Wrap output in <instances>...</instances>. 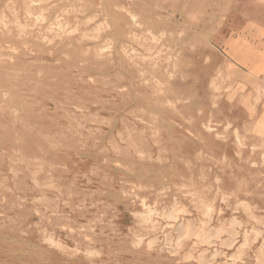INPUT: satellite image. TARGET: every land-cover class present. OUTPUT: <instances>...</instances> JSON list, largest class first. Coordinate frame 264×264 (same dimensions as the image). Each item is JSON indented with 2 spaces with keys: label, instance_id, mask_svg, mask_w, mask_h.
<instances>
[{
  "label": "rangeland",
  "instance_id": "obj_1",
  "mask_svg": "<svg viewBox=\"0 0 264 264\" xmlns=\"http://www.w3.org/2000/svg\"><path fill=\"white\" fill-rule=\"evenodd\" d=\"M192 1L0 0V264H264V91L214 42L217 1Z\"/></svg>",
  "mask_w": 264,
  "mask_h": 264
},
{
  "label": "crops",
  "instance_id": "obj_2",
  "mask_svg": "<svg viewBox=\"0 0 264 264\" xmlns=\"http://www.w3.org/2000/svg\"><path fill=\"white\" fill-rule=\"evenodd\" d=\"M216 1L222 17L214 42L231 69L239 74L241 84L255 80L257 90L264 91V0H202L207 7L204 12L212 11Z\"/></svg>",
  "mask_w": 264,
  "mask_h": 264
},
{
  "label": "bare ground",
  "instance_id": "obj_3",
  "mask_svg": "<svg viewBox=\"0 0 264 264\" xmlns=\"http://www.w3.org/2000/svg\"><path fill=\"white\" fill-rule=\"evenodd\" d=\"M108 1H109V0H108ZM130 1H131V0H130ZM106 2H107V1H106ZM138 2H139V1H138ZM10 6H11V5H10ZM141 6H142V5H141ZM12 7H13V6H12ZM141 9H142V8H141ZM145 10H146V9H145ZM145 12H146V11H145ZM142 13H143V12H142ZM140 14H141V13H140ZM140 14H139V15H140ZM122 16H123V15H122ZM147 16H148V14H147ZM148 17H149V16H148ZM143 20H144V18H143ZM146 20H147V19H146ZM151 20H152V19H151ZM155 20H156V19H155ZM77 21H78V20H77ZM148 22H149V21H148ZM157 22L159 23V21H157ZM75 23H76V22H75ZM155 23H156V22H155ZM165 23H166V22H165ZM82 25H84V24H82ZM151 25H152V24H151ZM165 25H166V24H165ZM2 26H3V25H2ZM2 26H1V27H2ZM3 27H4V26H3ZM82 27H83V26H82ZM154 28H155V27H154ZM162 28H164V27H162ZM9 29H11V28H9ZM13 29H14V28H13ZM158 29H161V28H158ZM16 30H18V29H16ZM137 30H138V29H137ZM4 31H5V30H4ZM133 31H134V30H133ZM171 31H172V30H171ZM174 31H175V30H174ZM14 32H15V30H14ZM127 32H129V30H128ZM157 32H158V31H157ZM80 33H82V32H80ZM168 33H169V32H168ZM174 33H175V32H174ZM187 33H188V32H187ZM0 34H1V33H0ZM6 34H7V33H6ZM62 34H63V33H62ZM131 34H133V33H131ZM156 34H157V33H156ZM177 34H178V33H177ZM75 35L77 36V34H75ZM158 35H159V34H158ZM184 35H185V34H184ZM0 36H1V35H0ZM68 36H69V35H68ZM73 36H74V35H73ZM81 36H82V34H81ZM137 36H138V35H137ZM169 36H170V35H169ZM177 36H178V35H177ZM191 36H192V35H191ZM132 37H133V36H132ZM147 37H148V36H147ZM178 37H179V36H178ZM7 38H8V37H7ZM9 38H10V36H9ZM128 38H129V37H128ZM130 38H131V37H130ZM168 38H169V37H168ZM150 39H151V37H150ZM191 39H192V38H191ZM13 40H15V39H12V40H10V41H13ZM66 40H67V39H66ZM151 40H152V39H151ZM194 40H196V39H194ZM88 41H89V40H88ZM129 41H131V40H129ZM134 41H135V40H134ZM139 41H140V40H139ZM146 41H147V39H146ZM168 41H169V40H168ZM170 41H171V40H170ZM187 41H188V40H187ZM13 42H14V41H13ZM164 42H165V41H164ZM191 42H192V41H191ZM193 42H194V41H193ZM196 42H197V41H196ZM4 43H5V42H4ZM9 43H10V42H9ZM15 43H16V42H15ZM64 43H65V42H64ZM70 43H71V42H70ZM135 43H136V42H135ZM139 43H140V42H139ZM147 43H148V42H146V44H147ZM165 43H166V42H165ZM173 43H174V42H173ZM13 44H14V43H13ZM37 44H39V43H37ZM76 44H77V43H76ZM100 44H101V43H100ZM141 44H144V41H143V43H141ZM150 44H152V43H150ZM161 44H162V43H161ZM16 45H17V44H16ZM16 45H14V46H16ZM35 45H36V44H35ZM67 45H68V44H67ZM94 45H95V44H94ZM153 45H154V44H153ZM156 45H157V44H156ZM164 45H165V44H164ZM169 45H170V44H169ZM171 45H172V44H171ZM65 46H66V44H65ZM90 46H91V45H90ZM143 46H144V45H143ZM149 46H150V45H149ZM172 46H173V45H172ZM4 47H5V46H4ZM6 47H7V46H6ZM36 47H37V46H36ZM63 47H64V46H63ZM71 47H72V46H71ZM83 47H84V46H83ZM83 47H82V48H83ZM92 47H93V46H92ZM128 47H129V45H128ZM132 47H133V45H132ZM135 47H136V46H135ZM135 47H134V48H135ZM151 47H154V48H155V46H151ZM167 47H168V46H167ZM203 47H204V46H203ZM8 48H9V46H8ZM59 48H60V47H59ZM73 48H74V47H73ZM84 48H85V47H84ZM98 48H99V47H98ZM130 48H131V47H130ZM188 48H189V47H188ZM190 48H191V46H190ZM63 49H65V47H64ZM69 49H70V48H69ZM132 49H133V48H132ZM139 49H140V48H139ZM163 49H164V48H163ZM56 50H57V49H56ZM70 50H71V49H70ZM70 50H69V51H70ZM173 50H174V49H173ZM8 51H9V50H8ZM90 51H91V50H90ZM94 51H96V50H94ZM169 51H171V50H169ZM122 52H123V50H122ZM9 53H10V52H9ZM59 53H60V52H59ZM68 53H69V52H68ZM118 53H119V52H118ZM123 53H124V52H123ZM134 53H135V52H134ZM88 54H90V53H88ZM126 54H127V53H126ZM154 54H155V53H154ZM70 55H72V54H70ZM95 55H96V54H95ZM95 55H94V56H95ZM116 55H117V54H116ZM135 55H137V54L135 53ZM14 56H15V55H14ZM18 56H19V55H18ZM73 56H74V55H73ZM80 56H82V55H80ZM85 56H86V55H85ZM112 56H113V55H112ZM114 56H115V55H114ZM139 56H140V55H139ZM173 56H174V55H173ZM175 56H176V55H175ZM15 57H16V56H15ZM117 57H118V56H117ZM125 57H126V56H125ZM140 57H141V56H140ZM142 57H143V56H142ZM164 57H165V55H164ZM80 58H81V57H80ZM80 58H79V59H80ZM95 58H96V57H95ZM95 58H94V59H95ZM102 58H103V57H102ZM183 58H184V57H183ZM75 59H76V58H75ZM82 59H83V58H82ZM112 59H113V57H112ZM119 59H120V58H119ZM125 59H126V58H125ZM184 59H185V58H184ZM5 60H7V59H5ZM22 60H23V59H22ZM87 60H88V59H87ZM96 60H98V59H96ZM101 60H102V59H101ZM179 60H180V59H179ZM185 60H186V59H185ZM15 61H16V60H15ZM23 61H24V60H23ZM84 61H85V60H84ZM92 61H93V60H92ZM98 61H99V60H98ZM98 61H97V62H98ZM108 61H109V60H108ZM108 61H107V62H108ZM120 61H122V60L120 59ZM134 61H135V60H134ZM139 61L142 62L141 60H139ZM152 61H153V60H152ZM9 62H10V61H9ZM77 62H79V61H77ZM87 62H88V61H87ZM90 62H91V61H90ZM103 62H104V61H103ZM6 63H8V62H6ZM23 63H24V62H23ZM94 63H95V61H94ZM99 63H100V62H99ZM99 63H98V64H99ZM127 63H128V62H127ZM165 63H166V62H165ZM165 63H164V64H165ZM185 63H186V62H185ZM21 64H22V63H21ZM86 64H87V63H86ZM98 64H96V65H98ZM105 64H106V63H105ZM105 64H104V66H106ZM108 64H109V63H108ZM116 64H117V63H116ZM122 64H123V63H122ZM142 64H143V63H142ZM153 64H154V63H153ZM168 64H169V63H168ZM183 64H184V63H183ZM11 65H13L12 62H11ZM114 65H115V63H114ZM124 65H125V63H124ZM129 65H130V63H129ZM138 65H139V64H138ZM178 65H179V64H178ZM17 66H19V65L17 64ZM84 66H86V65H84ZM107 66H108V65H107ZM115 66H116V65H115ZM117 66H118V65H117ZM146 66H147V65H146ZM159 66H160V65H159ZM164 66H165V65H164ZM170 66H171V65H170ZM13 67H14V66H13ZM15 67H16V66H15ZM29 67H30V66H29ZM98 67H99V66H98ZM121 67H122V66H121ZM121 67H120V68H121ZM7 68H8V67H7ZM26 68H27V66H26ZM90 68H91V67H90ZM104 68H105V67H104ZM134 68H135V67H134ZM137 68H139V67H137ZM143 68H144V67H143ZM150 68H151V67H150ZM166 68H167V67H166ZM172 68H173V67H172ZM10 69H11V68H10ZM23 69H24V68H23ZM31 69H32V68H31ZM87 69H88V68H87ZM93 69H94V68H93ZM121 69H122V68H121ZM139 69H140V68H139ZM146 69H147V68H146ZM117 70H118V68H117ZM141 70H143V69H141ZM162 70H163V69H162ZM4 71H5V70H4ZM8 71H9V70H8ZM22 71H24V70H22ZM95 71H96V70H95ZM107 71H108V69H107ZM123 71H124V70H123ZM127 71H129V70H127ZM150 71H152V70H150ZM157 71H158V70H157ZM159 71H160V70H159ZM1 72H2V71H1ZM112 72H114V71H112ZM115 72H116V71H115ZM121 72H122V70H121ZM131 72H132V71H131ZM133 72H134V71H133ZM152 72H153V71H152ZM161 72H162V71H161ZM178 72H180V71H178ZM187 72H188V71H187ZM9 73H10V72H9ZM9 73H8V74H9ZM13 73H14V72H13ZM13 73H12V74H13ZM27 73H28V72H27ZM30 73H31V72H30ZM127 73H128V72H127ZM135 73H136V72H135ZM138 73H139V72H138ZM138 73H137V74H138ZM159 73H160V72H159ZM180 73H181V72H180ZM188 73H189V72H188ZM14 74H15V73H14ZM116 74H117V73H116ZM139 74H140V73H139ZM150 74H152V73L150 72ZM153 74H154V73H153ZM157 74H158V73H157ZM157 74H156V75H157ZM186 74H187V73H186ZM0 75H1V73H0ZM3 75H4V74H3ZM26 75H27V74H25V76H26ZM30 75H31V74H30ZM118 75H119V74H118ZM120 75H121V74H120ZM140 75H141V74H140ZM156 75L154 74V76H156ZM33 76H34V75H33ZM114 76H116V75H114ZM123 76H124V75H123ZM132 76H133V75H132ZM135 76H136V75H135ZM135 76H134V77H135ZM158 76H159V75H158ZM165 76H167V75H165ZM3 77H4V76H3ZM11 77H12V75H11ZM23 77H24V76H23ZM23 77H22V78H23ZM116 77H117V76H116ZM134 77H133V78H134ZM136 77H137V76H136ZM156 77H157V76H156ZM161 77H162V76H161ZM5 78H6V76H5ZM27 78H28V76H27ZM31 78H32V76H31ZM120 78H121V77H120ZM139 78H140V77H139ZM183 78H184V77H183ZM185 78H186V77H185ZM18 79H19V78H18ZM25 79H26V78H25ZM21 80L23 81V79H21ZM21 80H20V81H21ZM32 80H33V79H32ZM35 80H36V79H35ZM58 80H59V79H58ZM138 80H139V79H138ZM138 80H136V81H138ZM143 80H144V79H143ZM145 80H146V79H145ZM145 80H144V81H145ZM147 80H148V79H147ZM149 80H150V79H149ZM149 80H148V81H149ZM12 81H14V80H12ZM27 81H28V80H27ZM29 81H30V80H29ZM41 81H42V79H41ZM41 81H40V82H41ZM62 81H63V80H62ZM64 81H65V80H64ZM136 81H135V82H136ZM139 81H140V80H139ZM162 81H163V80H162ZM25 82H26V81H25ZM57 82H59V81H57ZM149 82H150V81H149ZM38 83H39V81H38ZM65 83H66V82H65ZM118 83H119V82H118ZM133 83H134V82H133ZM136 83H137V82H136ZM143 83H144V82H143ZM143 83H142V84H143ZM165 83H166V82H165ZM4 84H5V83H4ZM26 84H27V83H26ZM30 84H31V83H30ZM30 84H29V85H30ZM35 84H36V83H35ZM42 84H43V83H42ZM148 84H150V83H148ZM152 84H153V83H152ZM2 85H3V84H2ZM2 85H1V86H2ZM8 85H9V84H8ZM27 85H28V84H27ZM52 85H53V83H52ZM34 86H35V85H34ZM47 86H48V85H47ZM67 86H68V85H67ZM119 86H120V85H119ZM131 86H132V85H131ZM136 86H137V85H136ZM17 87H18V86H17ZM39 87H41V86H39ZM42 87H43V86H42ZM139 87H140V85H139ZM139 87H138V88H139ZM5 88H6V87H5ZM31 88H32V87H31ZM34 88H35V87H34ZM43 88H44V87H43ZM76 88H77V87H76ZM141 88H142V86H141ZM147 88H148V87H147ZM152 88H153V87H152ZM156 88H157V87H156ZM8 89H9V88H8ZM35 89H36V88H35ZM65 89H66V88H65ZM144 89H145V88H144ZM36 90H37V89H36ZM44 90H46V88H45ZM82 90H84V89H82ZM147 90H148V89H147ZM150 90H151V89H150ZM158 90H159V89H158ZM0 91H1V90H0ZM10 91H11V90H10ZM12 91H13V90H12ZM32 91H33V89H32ZM139 91H140V90H139ZM144 91H145V90H144ZM155 91H157V90H155ZM33 92H35V91H33ZM162 92H163V91H162ZM164 92H165V91H164ZM14 93H15V92H14ZM53 93H54V92H53ZM81 93H82V92H81ZM144 93H145V92H144ZM155 93H156V92H155ZM41 94H42V93H41ZM45 94H46V93H45ZM121 94H122V93H121ZM139 94H140V93H139ZM160 94H161V93H160ZM6 95H7V94H6ZM17 95H18V94H17ZM19 95H20V94H19ZM38 95H40V93H39ZM76 95H77V94H76ZM141 95H142V94H141ZM162 95H163V94H162ZM78 96H79V95H78ZM85 96H86V95H85ZM122 96H123V95H122ZM151 96H152V94H151ZM158 96H159V95H158ZM0 97H1V96H0ZM10 97H11V96H10ZM61 97H62V96H61ZM89 97H90V96H89ZM147 97H148V96H147ZM159 97H160V96H159ZM14 98H15V97H14ZM18 98H19V97H18ZM54 98H55V97H54ZM54 98H52V99H54ZM63 98H64V96H63ZM65 98H66V97H65ZM78 98H79V97H78ZM82 98H83V96H82ZM155 98H156V97H155ZM160 98H161V97H160ZM26 99H27V98H26ZM85 99H86V98H85ZM151 99H152V98H151ZM166 99H167V98H165V100H166ZM44 100H45V99H44ZM44 100H43V102H44ZM80 100H81V99H80ZM87 100H89V99H87ZM130 100H131V99H130ZM140 100H141V98H140ZM161 100H163V99H161ZM9 102H10V100H9ZM21 102H22V101H21ZM84 102H86V101H84ZM146 102H147V101H146ZM56 103H57V102H56ZM141 103H142V102H141ZM39 104H40V103H39ZM80 104H81V103H80ZM103 104H104V103H103ZM105 104H106V103H105ZM142 104H143V103H142ZM164 104H165V103H164ZM196 104H197V103H196ZM9 105H10V104H9ZM19 105H20V103H19ZM99 105H102V104H99ZM116 105H117V104H116ZM146 105H147V104H146ZM146 105H145V106H146ZM15 106H16V105H15ZM36 106H37V105H36ZM40 106H41V105H40ZM79 106H80V105H79ZM104 106H105V105H104ZM113 106H115V105H113ZM137 106H138V105H137ZM140 106H141V105H140ZM198 106H200V105H198ZM203 106H204V105H203ZM203 106H202V107H203ZM10 107H11V106H10ZM22 107H23V106H22ZM42 107H43V106H42ZM202 107H201V108H202ZM220 107H221V106H220ZM38 108H39V107H38ZM101 108H102V107H101ZM147 108H148V107H147ZM160 108H161V107H160ZM167 108H168V107H167ZM169 108L172 109L173 107H169ZM25 109H26V108H25ZM25 109H24V110H25ZM140 109H141V108H140ZM149 109H150V108H149ZM153 109H154V108H153ZM155 109H156V108H155ZM164 109H165V108H164ZM193 109H194V108H193ZM39 110H41V109H39ZM129 110H130V109H129ZM158 110H160V109H158ZM216 110H217V109H216ZM31 111H32V110H31ZM127 111H128V110H127ZM207 111H208V110H207ZM0 112H1V111H0ZM82 112H83V111H82ZM158 112H162V111L160 110V111H158ZM184 112H185V111H184ZM197 112H198V111H197ZM200 112H201V111H200ZM27 113H29V111H28ZM45 113H46V112H45ZM45 113H43V114H45ZM84 113H85V112H84ZM141 113H142V112H141ZM155 113H156V112H155ZM165 113H166V112H165ZM4 114H5V113H4ZM6 114H7V113H6ZM6 114H5V115H6ZM35 114H36V113H35ZM70 114H71V113H70ZM70 114H69V115H70ZM110 114H111V113H110ZM132 114H133V112H132ZM137 114H138V113H137ZM147 114H148V113H147ZM157 114H158V113H157ZM161 114H163V112H162ZM177 114H178V113H177ZM184 114H186V112H185ZM27 115H28V114H27ZM38 115H39V114H38ZM61 115H62V113H61ZM86 115H87V114H86ZM96 115H97V114H96ZM108 115H109V114H108ZM112 115H113V114H112ZM114 115H115V114H114ZM139 115H141V114H139ZM168 115H169V114H168ZM207 115H208V114H207ZM12 116H13V115H12ZM21 116H22V115H21ZM28 116H29V115H28ZM30 116H31V115H30ZM30 116H29V117H30ZM34 116H35V115H34ZM36 116H37V115H36ZM72 116H73V115H72ZM87 116H88V115H87ZM153 116H154V115H153ZM157 116H158V115H157ZM159 116H160V115H159ZM171 116H172V115H171ZM209 116H210V115H209ZM24 117H26V116H24ZM29 117H28V119H29ZM39 117H41V116H39ZM66 117H67V116H66ZM120 117H121V116H120ZM140 117H141V116H140ZM150 117H151V116H150ZM180 117H181V116H180ZM206 117H207V116H206ZM14 118H15V117H14ZM76 118H77V117H76ZM82 118H83V117H82ZM88 118H89V116H88ZM90 118H91V117H90ZM93 118H94V116H93ZM100 118H101V117H100ZM138 118H139V117H138ZM165 118H166V116H165ZM195 118H196V117H195ZM19 119H21V118H19ZM19 119H18V121H19ZM24 119H25V118H24ZM32 119H33V118H32ZM69 119H70V118H69ZM84 119H85V118H84ZM119 119H120V118H119ZM145 119H146V118H145ZM154 119H155V118H154ZM162 119H163V118H162ZM172 119H173V118H172ZM190 119H192V118H190ZM201 119H202V118H201ZM22 120H23V119H22ZM33 120H34V119H33ZM48 120L50 121L51 119H48ZM160 120H161V119H160ZM183 120L185 121V119H183ZM205 120H206V119H205ZM207 120H208V119H207ZM216 120H217V119H216ZM9 121H10V120H9ZM45 121H46V119H45L43 122H45ZM70 121H71V120H70ZM76 121H77V120H76ZM85 121H86V120H85ZM88 121H89V120H88ZM155 121H156V120H155ZM158 121H159V120H158ZM165 121L168 122V120H166V119H165ZM184 121H183V122H184ZM191 121H192V120H191ZM202 121H203V120H202ZM7 122H8V121H7ZM32 122H33V121H32ZM56 122H57V121H56ZM72 122H73V121H72ZM125 122L127 123V121H125ZM146 122H147V121H146ZM186 122H187V121H186ZM207 122H208V121H207ZM210 122H211V121H210ZM219 122H220V121H219ZM52 123H54V122H52ZM81 123H82V122H81ZM120 123H121V122H120ZM155 123H156V122H155ZM160 123H161V122H160ZM201 123H202V122H201ZM211 123H212V122H211ZM211 123H210V124H211ZM213 123H214V122H213ZM259 123L264 127V114L262 115V117H261ZM8 124H9V123H8ZM17 124H19V123H17ZM21 124H22V122H21ZM45 124H46V123H45ZM74 124H76V123H74ZM146 124H147V123H146ZM180 124H182V123H180ZM184 124H185V123H184ZM186 124H187V123H186ZM186 124H185V125H186ZM188 124H189V123H188ZM191 124H192V123H191ZM203 124H204V123H203ZM207 124H208V123H207ZM225 124H226V123H225ZM10 125H11V124H10ZM38 125H40V124H38ZM50 125H51V124H50ZM59 125H61V124H59ZM70 125H71V124H70ZM76 125H77V124H76ZM152 125H153V124H152ZM156 125H157V124H156ZM172 125H173V123H172ZM177 125H178V124H177ZM201 125H202V124H201ZM226 125H227V124H226ZM48 126H49V124H48ZM55 126H56V125H55ZM77 126H78V125H77ZM123 126H124V125H123ZM128 126H129V125H128ZM141 126H142V125H141ZM175 126H176V125H175ZM215 126H216V125H215ZM1 127H2V126H1ZM18 127H19V126H18ZM21 127H22V125H21ZM46 127H47V126H46ZM49 127H50V126H49ZM49 127H47V128L49 129ZM51 127H52V126H51ZM63 127H64V126H63ZM63 127H62V128H63ZM69 127H71V126H69ZM78 127H79V126H78ZM111 127H112V126H111ZM134 127H136V126L134 125ZM134 127H133V128H134ZM154 127H155V126H154ZM154 127H153V128H154ZM158 127H159V126H158ZM170 127H171V126H170ZM170 127H169V128H170ZM200 127H201V126H200ZM210 127H211V126H210ZM10 128H11V127H10ZM14 128H15V127H14ZM28 128H29V127H28ZM60 128H61V127H60ZM62 128H61V129H62ZM74 128H75V126H74ZM150 128H151V127H150ZM214 128H215V127H214ZM5 129H6V128H5ZM23 129H24V128H23ZM30 129H31V128H30ZM52 129H53V128H52ZM52 129H51V130H52ZM56 129H57V128H56ZM61 129H60V130H61ZM72 129H73V128H72ZM72 129H71V130H72ZM140 129H141V128H140ZM143 129H144V128H143ZM158 129H159V128H158ZM183 129H184V128H183ZM196 129H197V128H196ZM17 130H18V129H17ZM19 130H20V129H19ZM25 130H26V129H25ZM76 130H77V129H76ZM145 130H146V129H145ZM156 130H157V129H156ZM177 130H178V129H177ZM185 130H186V129H184L183 131H185ZM3 131H4V130H3ZM35 131H36V130H35ZM48 131H49V130H48ZM52 131H53V130H52ZM57 131H58V130H57ZM72 131H73V130H72ZM123 131H124V130H123ZM139 131H140V130H139ZM139 131H137V132H139ZM159 131H160V129H159ZM163 131H164V130H163ZM186 131H187V130H186ZM193 131H194V129H193ZM197 131H198V130H197ZM4 132H5V131H4ZM17 132H18V131H17ZM41 132H42V131H41ZM45 132H46V131H45ZM62 132H63V131H62ZM131 132H132V131H131ZM137 132H136V133H137ZM140 132H141V131H140ZM140 132H139V133H140ZM151 132H153V131H151ZM171 132H172V131H171ZM214 132H215V131H214ZM216 132H217V131H216ZM216 132H215V133H216ZM222 132H223V130H222ZM224 132H226V131H224ZM12 133H13V131H12ZM25 133H26V132H25ZM30 133H32V131H31ZM36 133H37V132H36ZM46 133H47V132H46ZM57 133H58V132H57ZM59 133H60V132H59ZM124 133H125V132H124ZM145 133H147V132H145ZM173 133H174V132H173ZM188 133H189V132H188ZM198 133H199V132H198ZM210 133H211V132H210ZM0 134H2V133L0 132ZM4 134H5V133H4ZM19 134H20V133H19ZM32 134H34V133H32ZM39 134H40V133H39ZM44 134H45V133H44ZM49 134H51V133H49ZM60 134H61V133H60ZM91 134H92V132H91ZM140 134H141V133H140ZM143 134H144V133H143ZM143 134H142V135H143ZM148 134H149V133H148ZM148 134H147V136H149ZM155 134H156V133H155ZM158 134H159V133H158ZM166 134H167V132H166ZM220 134H221V133H220ZM220 134H219V135H220ZM231 134H232V133H231ZM23 135H24V134H23ZM64 135H65V133H64ZM77 135H78V134H77ZM86 135H87V134H86ZM160 135H161V134H160ZM175 135H176V134H175ZM185 135H186V134H185ZM190 135H191V133H190ZM200 135H201V134H200ZM206 135H207V133H206ZM222 135H223V134H222ZM6 136H7V135H6ZM18 136H19V135H18ZM33 136H34V135H33ZM36 136H37V135H36ZM40 136H41V135H40ZM45 136H46V135H45ZM50 136H52V135H50ZM66 136H68V135H66ZM138 136H139V134H138L136 137H138ZM170 136H171V135H170ZM177 136H180V135H177ZM186 136H187V135H186ZM195 136H196V135H195ZM211 136H212V135H211ZM229 136H230V134H229ZM7 137H8V136H7ZM15 137H16V136H15ZM37 137H38V136H37ZM46 137H48V136H46ZM70 137H71V136H70ZM86 137H87V136H86ZM127 137H128V136H127ZM132 137H133V136H132ZM143 137H144V136H143ZM143 137L141 136V138H143ZM151 137H152V135H151ZM171 137H172V136H171ZM184 137H185V136H184ZM189 137H190V136H189ZM198 137H199V135H198ZM198 137H197V139H200V138H198ZM232 137H233V136H232ZM26 138H27V137H26ZM41 138L43 139V137H41ZM76 138H78V137H76ZM76 138H75V139H76ZM83 138H84V137H83ZM152 138H153V137H152ZM154 138H155V136H154ZM158 138H161V137H158ZM162 138H163V137H162ZM162 138H161V139H162ZM165 138H166V137H165ZM172 138H173V137H172ZM190 138H191V137H190ZM204 138H205V137H204ZM210 138H211V137H210ZM223 138H224V136H223ZM227 138H228V137H227ZM0 139H1V138H0ZM5 139H6V138H5ZM15 139H16V138H14V140H15ZM17 139H18V138H17ZM35 139H36V137H35ZM48 139H49V137H48ZM79 139H80V138H79ZM149 139H150V138H149ZM156 139H157V138H156ZM167 139H168V138H167ZM182 139H183V138H182ZM186 139H187V138H186ZM195 139H196V138H195ZM201 139H202V138H201ZM206 139H207V138H206ZM206 139H205V140H206ZM211 139H212V138H211ZM217 139H219V138H217ZM38 140L40 141V138H39ZM51 140H52V139H51ZM57 140L59 141L58 138H57ZM70 140H71V139H70ZM136 140H137V139H136ZM140 140H141V139H140ZM144 140H145V139H144ZM144 140H143V141H144ZM175 140H176V139H175ZM193 140H194V138H193ZM193 140H192V141H193ZM227 140H228V139H227ZM234 140H235V139H234ZM0 141H1V140H0ZM28 141H29V140H28ZM55 141H56V139H55ZM75 141H76V140H75ZM138 141H139V140H138ZM143 141H142V142H143ZM158 141H159V140H158ZM158 141H157V142H158ZM165 141H166V140H165ZM178 141H179V139H178ZM184 141H185V140H184ZM230 141H231V140H230ZM8 142H9V141H8ZM29 142H30V141H29ZM37 142H38V141H36V143H37ZM60 142H61V141H60ZM64 142H65V141H64ZM67 142H68V141H67ZM73 142H74V141H73ZM73 142H72V143H73ZM186 142H187V141H186ZM193 142H194V141H193ZM209 142H210V141H209ZM209 142H208V144H209ZM237 142H238V141H237ZM17 143H18V142H17ZM51 143H52V142H51ZM77 143H78V142H77ZM148 143H149V142H148ZM200 143H201V142H200ZM227 143H228V142H227ZM249 143H250V142H249ZM23 144H25V142H23ZM37 144H38V143H37ZM40 144H42V143H40ZM65 144H66V143H65ZM67 144H68V143H67ZM182 144H183V142H182ZM206 144H207V143H206ZM210 144H211V143H210ZM232 144H233V143H232ZM9 145H10V144H9ZM14 145H15V144H14ZM17 145H18V144H17ZM38 145H39V144H38ZM44 145H45V144H44ZM47 145H48V144H47ZM47 145H46V146H47ZM49 145H50V144H49ZM58 145H59V144H58ZM71 145H72V144H71ZM74 145H75V144H74ZM143 145H145V144H143ZM64 146H65V145H64ZM64 146H63V148H64ZM75 146H76V145H75ZM156 146H157V145H156ZM160 146H161V144H160ZM218 146H219V145H218ZM218 146H217V147H218ZM251 146H252V145H251ZM14 147H15V146H14ZM44 147H45V146H44ZM61 147H62V146H61ZM72 147H73V145H72ZM115 147H116V146H115ZM140 147H141V145H140ZM148 147H150V146H148ZM161 147H162V146H161ZM186 147H187V146H186ZM204 147H205V146H204ZM214 147H215V146H214ZM230 147H231V146H230ZM240 147H241V146H240ZM26 148H27V147H26ZM121 148H123V147H121ZM141 148H142V147H141ZM201 148H202V147H201ZM232 148H233V147H232ZM236 148H237V146H236ZM38 149H39V148H38ZM75 149H76V148H75ZM126 149H127V148H126ZM126 149H125V150H126ZM144 149H146V148H144ZM147 149H149V148H147ZM151 149H152V147H151ZM23 150H24V149H23ZM31 150H32V149H31ZM46 150H47V149H46ZM46 150H45V152H46ZM51 150H53V148H52ZM58 150H59V148H58ZM186 150H187V149H186ZM237 150H238V149H237ZM17 151H18V150H17ZM35 151H36V150H35ZM67 151H68V150H67ZM123 151H124V150H123ZM144 151H145V150H144ZM205 151H206V150H205ZM219 151H220V150H219ZM245 151H246V150H245ZM33 152H34V151H33ZM56 152H57V151H56ZM75 152H76V151H75ZM126 152H127V151H126ZM147 152H148V151H147ZM215 152H216V151H215ZM215 152H214V153H215ZM222 152H223V151H222ZM230 152H231V150H230ZM237 152H238V151H237ZM36 153H37V152H36ZM72 153H73V151H72ZM72 153H71V154H72ZM120 153H121V152H120ZM120 153H119V154H120ZM131 153H132V151H131ZM201 153H202V152H201ZM0 154H1V153H0ZM21 154H23V153H21ZM21 154H19V155H21ZM31 154H32V153H31ZM41 154H42V152H41ZM56 154H57V153H56ZM65 154H66V153H65ZM121 154H122V153H121ZM207 154H208V153H207ZM216 154H217V153H216ZM221 154H222V153H221ZM228 154H229V152H228ZM247 154H250V153H247ZM247 154H246V155H247ZM261 154H262V153H261ZM3 155H4V154H3ZM19 155H18V156H19ZM34 155H35V154H34ZM63 155H64V154H63ZM123 155H124V157L126 156L125 154H123ZM212 155H213V154H212ZM212 155H211V156H212ZM251 155H252V154H251ZM254 155H255V154H254ZM254 155H253V156H254ZM259 155H260V154H259ZM5 156H6V155H5ZM8 156H9V155H8ZM37 156H39V155H37ZM41 156H42V155H41ZM129 156H131V155H129ZM132 156H134V155H132ZM138 156H139V155H138ZM146 156H147V155H146ZM196 156H197V153H196ZM203 156H204V155H203ZM45 157L47 158V156H45ZM51 157H52V156H51ZM55 157H56V156H55ZM59 157H60V156H59ZM65 157H66V156H65ZM136 157H137V156H136ZM227 157H229V156H227ZM236 157H237V156H236ZM251 157H252V156H251ZM255 157H256V156H255ZM255 157H254V159H255ZM138 158H139V157H138ZM197 158H198V157H197ZM202 158H204V157H202ZM214 158H215V157H214ZM230 158H231V157H230ZM247 158H248V157H247ZM4 159H5V158H4ZM11 159H12V158H11ZM55 159H56V158H55ZM124 159H125V158H124ZM126 159H128V158H126ZM139 159H140V158H139ZM151 159H153V158L151 157ZM210 159H211V158H210ZM13 160H14V159H13ZM15 160H16V158H15ZM19 160H20V159H19ZM232 160H233V159H232ZM243 160H245V159H243ZM248 160H249V159H248ZM42 161H43V160H42ZM54 161H55V160H54ZM57 161H58V160H57ZM149 161H150V160H149ZM153 161H154V160H153ZM221 161H224V160H221ZM255 161H256V160H255ZM261 161H262V160H261ZM29 162H30V161H29ZM52 162H53V160H52ZM136 162H137V161H136ZM175 162H176V161H175ZM243 162H245V161H243ZM247 162H248V161H247ZM258 162H259V161H258ZM10 163H11V162H10ZM12 163H13V162H12ZM39 163H40V162H39ZM132 163H133V161H132ZM146 163H147V162H146ZM3 164H4V163H3ZM20 164H21V163H20ZM127 164H128V163H127ZM184 164H185V162H184ZM200 164H201V163H200ZM249 164H250V163H249ZM251 164H252V163H251ZM0 165H1V164H0ZM22 165H23V164H22ZM25 165H26V164H25ZM43 165H44V164H43ZM139 165H141V163H140ZM146 165H147V164H146ZM162 165H163V164H162ZM170 165H171V164H170ZM219 165H220V164H219ZM2 166H3V165H2ZM2 166H1V167H2ZM7 166H9V165L7 164ZM19 166H20V165H19ZM129 166H130V165H129ZM165 166H166V165H165ZM171 166H172V165H171ZM182 166H183V165H182ZM206 166H207V165H206ZM228 166H229V165H228ZM4 167H6V166H4ZM14 167H15V166H14ZM20 167H21V166H20ZM23 167H24V166H23ZM30 167H31V166H30ZM158 167H159V166H158ZM162 167H163V166H162ZM167 167H168V165H167ZM174 167H175V165H174ZM186 167H187V166H186ZM189 167H190V166H189ZM8 168H9V167H8ZM37 168H39V167H37ZM55 168H56V167H55ZM154 168H155V167H154ZM168 168H169V167H168ZM175 168H176V167H175ZM227 168H228V167H227ZM248 168H249V167H248ZM49 169H50V168H49ZM57 169H58V168H57ZM127 169H128V168H127ZM133 169H135V168H133ZM149 169H150V168H149ZM149 169H148V170H149ZM169 169H170V168H169ZM191 169H192V168H191ZM207 169H208V168H207ZM220 169H221V167H220ZM20 170H21V169H20ZM31 170H32V169H31ZM146 170H147V169H146ZM146 170H145V171H146ZM151 170H152V169H151ZM155 170H156V169H155ZM171 170H172V169H171ZM182 170H183V169H182ZM186 170H187V169H185V172H186ZM188 170H190V169H188ZM230 170H231V169H230ZM25 171H26V170H25ZM48 171H49V170H48ZM58 171H60V170H58ZM58 171H57V172H58ZM127 171L129 172L130 170H127ZM127 171H126V172H127ZM141 171H143V170H141ZM141 171H139V173H140ZM158 171H159V170H158ZM163 171H164V170H163ZM177 171H178V170H177ZM222 171H223V170H222ZM50 172H51V170H50ZM53 172H55V171H53ZM170 172H171V171H170ZM172 172H173V171H172ZM190 172H191V171H190ZM190 172H189V173H190ZM234 172H235V171H234ZM0 173H1V172H0ZM25 173H26V172H25ZM43 173H44V172H43ZM43 173H42V174H43ZM146 173H147V172H146ZM205 173H206V172H205ZM208 173H210V172H208ZM212 173H213V172H212ZM221 173H222V172H221ZM52 174H53V173H52ZM59 174H60V172H59ZM130 174H131V173H130ZM134 174H135V172H134ZM157 174H158V173H157ZM18 175H19V174H18ZM54 175H55V174H54ZM207 175H208V174H207ZM224 175H225V174H224ZM240 175H241V173H240ZM0 176H1V175H0ZM24 176H25V175H24ZM48 176H49V175H48ZM134 176H135V175H134ZM138 176H139V175H138ZM190 176H191V175H190ZM205 176H206V175H205ZM211 176H212V175H211ZM213 176H214V174H213ZM225 176H226V175H225ZM13 177H14V176H12V178H13ZM18 177H19V176H18ZM21 177L23 178V176H21ZM43 177H44V176H43ZM49 177H50V176H49ZM251 177H252V176H251ZM38 178H39V177H38ZM41 178H42V177H41ZM45 178H46V177H45ZM47 178H48V177H47ZM144 178H145V177H144ZM179 178H180V177H179ZM188 178H189V177H188ZM226 178H227V177H226ZM230 178H231V177H230ZM259 178H260V177H259ZM0 179H1V178H0ZM52 179H53V178H52ZM56 179H57V178H56ZM61 179H62V178H61ZM142 179H143V178H142ZM198 179H199V178H198ZM227 179H228V178H227ZM231 179H232V178H231ZM1 180H2V179H1ZM180 180H181V179H180ZM219 180H220V179H219ZM219 180H218V181H219ZM228 180H229V179H228ZM256 180H257V179H256ZM259 180H260V179H259ZM17 181H18V180H17ZM21 181H22V180H21ZM52 181H53V180H52ZM192 181H193V180H192ZM200 181H201V180H200ZM205 181H206V180H205ZM213 181H214V179H213ZM234 181H235V180H234ZM234 181H233V182H234ZM40 182H41V181H40ZM47 182H48V181H47ZM182 182H183V181H182ZM193 182H194V181H193ZM202 182H203V181H202ZM221 182H222V181H221ZM43 183H44V182H43ZM43 183H42V184H43ZM59 183H60V182H59ZM230 183H231V182H230ZM4 184H6V182H5ZM233 184H234V183H233ZM236 184H237V183H236ZM14 185H15V184H14ZM30 185H31V184H30ZM61 185H62V184H61ZM199 185H200V184H199ZM217 185H219V183H218ZM5 186H6V185H5ZM23 186H24V185H23ZM23 186H22V187H23ZM26 186H27V185H26ZM33 186H34V185H33ZM58 186H59V185H58ZM214 186H215V185H214ZM227 186H228V185H227ZM227 186H226V187H227ZM234 186H235V185H234ZM251 186H252V185H251ZM257 186H258V185H257ZM260 186H261V185H260ZM29 187H30V186H29ZM193 187H194V186H193ZM208 187H209V186H208ZM232 187H233V186H232ZM263 187H264V186H263ZM5 188H6V187H5ZM30 188H31V187H30ZM33 188H35V187H33ZM36 188H37V189H41V187H40V188H39V187H36ZM36 188H35V189H36ZM46 188H47V187H46ZM59 188H60V187H59ZM156 188H157V187H156ZM198 188H199V187H198ZM222 188H223V187H222ZM228 188H229V187H228ZM230 188H231V185H230ZM248 188H249V187H248ZM253 188H254V187H253ZM260 188H261V187H260ZM6 189H7V188H6ZM35 189H34V190H35ZM52 189H53V188H52ZM66 189L68 190V188H66ZM194 189H195V188H194ZM251 189H252V188H251ZM255 189H256V188H255ZM11 190H12V189H11ZM20 190H21V189H20ZM53 190H55V189H53ZM59 190H60V189H59ZM74 190H75V189H74ZM221 190H222V189H221ZM257 190H258V189H257ZM259 190H260V189H259ZM3 191H4V190H3ZM39 191H40V190H39ZM50 191H51V190H50ZM108 191H110V190H108ZM205 191H206V190H205ZM211 191H212V190H211ZM211 191H210V192H211ZM216 191H217V190H216ZM228 191H229V190H228ZM230 191H231V190H230ZM1 192H2V191H1ZM10 192H11V191H10ZM71 192H72V190H71ZM73 192H74V191H73ZM183 192H184V191H183ZM208 192H209V191H208ZM208 192H207V193H208ZM263 192H264V191H263ZM2 193H3V192H2ZM4 193H5V192H4ZM39 193H40V192H39ZM200 193H201V191H200ZM211 193H213V192H211ZM211 193H210V194H211ZM10 194H11V193H10ZM13 194H14V193H13ZM17 194H18V193H17ZM32 194H33V193H32ZM36 194H37V192H36ZM44 194H46V193L44 192ZM188 194H189V193H188ZM259 194H260V193H259ZM15 195H16V193H15ZM38 195H39V194H38ZM68 195H69V194H68ZM33 196H34V195H33ZM35 196H36V195H35ZM35 196H34V197H35ZM39 196H40V195H39ZM44 196H45V195H44ZM48 196H49V195H48ZM112 196H113V195H112ZM173 196H174V195H173ZM182 196H183V195H182ZM212 196H214V194H213ZM215 196H216V195H215ZM5 197H7V195H6ZM9 197H11V196L9 195ZM9 197H8V198H9ZM15 197H16V196H15ZM109 197H110V196H109ZM130 197H131V196H130ZM206 197H207V196H206ZM209 197H210V196H209ZM218 197H219V196H218ZM263 197H264V196H263ZM183 198H184V197H183ZM188 198H189V197H188ZM33 199H34V198H33ZM56 199H57V198H56ZM220 199H221V197H220ZM239 199H240V198H239ZM38 200H39V199H38ZM217 200H218V199H217ZM249 200H250V199H249ZM12 201H13V200H12ZM18 201H19V200H18ZM48 201H49V200H48ZM52 201H53V200H52ZM55 201H56V200H55ZM55 201H54V202H55ZM219 201H220V200H219ZM219 201H217V202H219ZM7 202H8V201H7ZM14 202H15V199H14ZM45 202H47V200H46ZM256 202H257V201H256ZM259 202H260V201H258V203H259ZM16 203H17V202H16ZM34 203H36V201H35ZM48 203H49V202H48ZM52 203H53V202H52ZM71 203H73V202H71ZM45 204H46V203H45ZM49 204H50V203H49ZM7 205H8V204H7ZM14 205H15V204H14ZM24 205H25V204H24ZM30 205H31V204H30ZM32 205H33V204H32ZM47 205H48V204H47ZM52 205H53V204H52ZM57 205H58V204H57ZM222 205H223V204H222ZM5 206H6V205H5ZM8 206H9V205H8ZM8 206H7V207H8ZM35 206H36V205H35ZM53 206H54V205H53ZM75 206H76V205H75ZM233 206H235V205L233 204ZM55 207H56V206H55ZM191 207H192V206H191ZM18 208H19V207H18ZM25 208H26V206H25ZM34 208H35V207H34ZM85 208H86V207H85ZM230 208H231V207H230ZM2 209H3V208H2ZM11 209H12V208H11ZM52 209H53V208H52ZM76 209H77V207H76ZM97 209H98V208H97ZM231 209H232V208H231ZM0 210H1V209H0ZM24 210H25V209H24ZM56 210H57V209H56ZM59 210H60V209H59ZM80 210H81V209H80ZM85 210H86V209H85ZM103 210H104V209H103ZM160 210H161V209H160ZM241 210H242V209H241ZM1 211H2V210H1ZM5 211H7V210H5ZM12 211H14V210L12 209ZM16 211H17V210H16ZM16 211H15V212H16ZM51 211H52V210H51ZM81 211H82V210H81ZM83 211H84V210H83ZM97 211H99V210H97ZM15 212H14V214H15ZM26 212H27V211H26ZM33 212H34V211H33ZM79 212H80V211H79ZM85 212H86V211H85ZM231 212H232V211H231ZM5 213H6V212H5ZM18 213H19V212H18ZM29 213H30V212H29ZM46 213H47V212H46ZM62 213H63V212H62ZM81 213H82V212H81ZM87 213H88V212H87ZM89 213H91V212H89ZM159 213H160V211H159ZM11 214H12V213H11ZM19 214H20V213H19ZM31 214H32V213H31ZM84 214H85V213H84ZM96 214H97V213H96ZM8 215H9V214H8ZM21 215H22V214H21ZM27 215H28V214H27ZM44 215L46 216V214H44ZM44 215H43V217H44ZM89 215H90V214H89ZM23 216H24V215H23ZM51 216H52V215H51ZM80 216H81V215H80ZM87 216H88V215H87ZM244 216H245V215H244ZM0 217H2V216H0ZM25 217H26V216H25ZM43 217H41V218L43 219ZM48 217H49V216H48ZM52 217H55V216H52ZM58 217H59V216H58ZM82 217H83V216H82ZM180 217H181V216H180ZM187 217H188V216H187ZM8 218H10V217H8ZM8 218H7V219H8ZM45 218H46V217H45ZM87 218H88V217H87ZM185 218H186V217H185ZM11 219H12V218H11ZM21 219H23V218H21ZM47 219H48V218H47ZM72 219H73V218H72ZM93 219H94V218H93ZM2 220H3V219H2ZM5 220H6V219H5ZM23 220H24V219H23ZM43 220H44V219H43ZM54 220H55V219H54ZM187 220H188V219H187ZM214 220H215V219H214ZM0 221H1V220H0ZM10 221H11V220H10ZM47 221H48V220H47ZM58 221H59V220H58ZM12 222H13V221H12ZM17 222H18V221H17ZM54 222H55V221H54ZM59 222H60V221H59ZM95 222H96V221H95ZM47 223H48V222H46V225H45V226H47ZM51 223H52V222H51ZM55 223H56V222H55ZM62 223H63V221H62ZM98 223H99V222H98ZM165 223H166V222H165ZM6 224H7V223H6ZM80 224H81V223H80ZM213 224H214V223H213ZM0 225H1V223H0ZM42 225H43V224H41V226H42ZM58 225H59V224H58ZM63 225H64V224H63ZM66 225H67V224H66ZM71 225H72V224H71ZM98 225H99V224H98ZM100 225H101V224H100ZM228 225H229V224H228ZM16 226H17V225H16ZM43 226H44V225H43ZM53 226H54V225H53ZM76 226H77V224H76ZM87 226H88V225H87ZM5 227H7V226L5 225ZM5 227H4V228H5ZM11 227H12V226H11ZM13 227H14V226H13ZM59 227H60V226H59ZM61 227H62V226H61ZM72 227H73V226H72ZM74 227H75V226H74ZM91 228H92V227H91ZM22 229H23V228H22ZM27 229H28V228H27ZM27 229H26V230H27ZM66 229H67V228H66ZM74 229H75V228H74ZM85 229H86V228H85ZM89 229H90V228H89ZM160 229H161V228H160ZM2 230H3V229H2ZM5 230H6V229H5ZM7 230H8V229H7ZM9 230H10V229H9ZM44 230H45V229H44ZM48 230H49V229H48ZM54 230H55V229H54ZM54 230H53V231H54ZM76 230H77V229H76ZM238 230H239V228H238ZM243 230H244V229H243ZM20 231H21V230H20ZM49 231H50V230H49ZM89 231H90V230H89ZM89 231H88V232H89ZM5 232H6V231H5ZM5 232H4V233H5ZM78 232H80V231L78 230ZM86 232H87V231H86ZM86 232H85V233H86ZM88 232H87V234H88ZM149 232H150V231H149ZM8 233H9V231H8ZM11 233H12V232H11ZM27 233H28V232H27ZM69 233H70V232H69ZM0 234H1V233H0ZM21 234H22V233H21ZM91 234H93V232H91ZM99 234H100V233H99ZM18 235H20V232H19ZM63 235H64V234H63ZM88 235H89V234H88ZM131 235H132V234H130V236H131ZM157 235H158V234H157ZM241 235H242V234H241ZM11 236H12V235H11ZM54 236H55V235H54ZM77 236H78V235H77ZM80 236H81V235H80ZM93 236H94V235H93ZM117 236H118V235H117ZM18 237H20V236H18ZM69 237H70V235H69ZM74 237H75V235H74ZM109 237H110V236H109ZM114 237H116V236H114ZM125 237H129V236H125ZM27 238H28V235H27ZM81 238H82V237H81ZM111 238H112V237H111ZM118 238H119V237H118ZM132 238H133V237H132ZM29 239H30V238H29ZM29 239H28V240H29ZM35 239H36V238H35ZM55 239H56V238H55ZM107 239H108V238H107ZM107 239H106V240H107ZM18 240H19V239H18ZM22 240H23V239H22ZM56 240H57V239H56ZM79 240L81 241V239H79ZM115 240H116V239H115ZM29 241H30V240H29ZM38 241H39V240H38ZM40 241H41V240H40ZM42 241H43V240H42ZM83 241H84V240H83ZM88 241H89V240H88ZM88 241H87V243H89ZM101 241H102V240H101ZM108 241H109V240H108ZM108 241H107V242H108ZM261 241H262V240H261ZM112 242H113V241H112ZM115 242H116V241H115ZM125 242H126V241H125ZM4 243H5V242H4ZM143 243H144V242H143ZM37 244H38V243H37ZM82 244H83V243H82ZM93 244H94V243H93ZM114 244H115V243H114ZM191 244H192V243H191ZM4 245H5V244H4ZM7 245H8V244H7ZM9 245H10V244H9ZM22 245H24V244H22ZM110 245H111V244H110ZM117 245H118V244H117ZM24 246H25V245H24ZM93 246H94V245H93ZM144 246H145V245H143V247H144ZM157 246H159V245H157ZM3 247H5V246H3ZM20 247H21V246H20ZM136 247H137V246H136ZM141 247H142V246H141ZM10 248H11V247H10ZM13 248H14V247H13ZM125 248H126V247H125ZM157 248H158V247H157ZM234 248H235V247H234ZM14 249H15V248H14ZM44 249H45V248H44ZM123 249H124V248H123ZM140 249H141V248H140ZM142 249H143V248H142ZM0 250H1V249H0ZM21 250H24V249H21ZM32 250H33V249H32ZM45 250H46V249H45ZM110 250H112V249H110ZM119 250H121V249H119ZM130 250H131V248H130ZM145 250H146V248H145ZM148 250H149V249H148ZM156 250H157V249H156ZM233 250H234V249H233ZM4 251H5V250H4ZM4 251H1V252H4ZM46 251H47V250H46ZM83 251H84V250H83ZM125 251H126V250H125ZM165 251H166V250H165ZM199 251H200V250H199ZM212 251H213V250H212ZM234 251H235V250H234ZM21 252H23V251H21ZM50 252H51V251H50ZM54 252H55V251H54ZM116 252H117V250H116ZM146 252H148V251H146ZM154 252H155V251H154ZM26 253H27V252H26ZM37 253H38V252H36L35 254H37ZM39 253H40V252H39ZM131 253H132V252H130V254H131ZM148 253H149V252H148ZM156 253H157V252H156ZM163 253L166 254L165 252H163ZM41 254H42V253H41ZM110 254H111V253H110ZM115 254H116V253H115ZM115 254H114V255H115ZM123 254H124V253H123ZM137 254H138V253H137ZM150 254H151V253H150ZM150 254H149V255H150ZM167 254H168V253H167ZM253 254H254V253H253ZM20 255H21V254H20ZM20 255H19V256H20ZM51 255H52V252H51ZM63 255H64V254H63ZM69 255H70V254H69ZM71 255H72V254H71ZM111 255H112V254H111ZM121 255H122V254H121ZM126 255H128V254H126ZM132 255H133V254H132ZM156 255H158V253H157ZM36 256H37V255H36ZM38 256H39V255H38ZM60 256H61V255H60ZM77 256H78V255H77ZM119 256H120V255H119ZM133 256H134V255H133ZM163 256H164V255H163ZM244 256H245V255H244ZM15 257H16V256H15ZM31 257H32V256H31ZM62 257H63V256H62ZM113 257H114V256H113ZM117 257H118V256H117ZM122 257H124V256H122ZM128 257H129V256H128ZM142 257H143V256H142ZM142 257L140 256V258H142ZM147 257H148V256H147ZM149 257L152 258L153 256H152V257L149 256ZM159 257H160V255H159ZM165 257H166V256H165ZM28 258H29V257H28ZM32 258H33V257H32ZM40 258H41V257H40ZM47 258H48V256H47ZM65 258H66V257H65ZM118 258H119V257H118ZM125 258H126V257H125ZM130 258H131V257H130ZM130 258H129V260H132V259H130ZM154 258H155V257H154ZM157 258H158V257H157ZM162 258H164V257H162ZM253 258H254V257H253ZM34 259H35V258H34ZM113 259H114V258H113ZM120 259H122V258L120 257ZM120 259H119V260H120ZM145 259H146V258H145ZM152 259H153V258H152ZM166 259H167V258H166ZM39 260H40V259H39ZM42 260H43V259H42ZM60 260H61V259H60ZM68 260H69V259H68ZM86 260H87V259H86ZM92 260H93V259H92ZM139 260H140V259H139ZM139 260H138V261H139ZM146 260H147V259H146ZM146 260H145V261H146ZM169 260H171V259H169ZM176 260H177V259H176ZM21 261H22V260H21ZM25 261H26V260H25ZM33 261H34V260H33ZM37 261H38V260H37ZM37 261H36V262H37ZM56 261H57V260H56ZM61 261H62V260H61ZM61 261H58V262H61ZM73 261H74V260H73ZM125 261H126V260H125ZM171 261H172V260H171ZM173 261H174V260H173ZM23 262H24V261H23ZM28 262H29V261H28ZM54 262H55V261H54ZM95 262H96V261H95ZM95 262H94V263H95ZM126 262H127V261H126ZM142 262H143V261H142ZM147 262H148V261H147ZM149 262H150V261H149ZM155 262H156V261H155ZM5 263H7V262H5ZM13 263H15V262H13ZM39 263H40V262H39ZM80 263H81V261H80ZM86 263H87V262H86ZM175 263H176V262H175ZM179 263H180V262H179ZM190 263H191V262H190ZM254 263H255V261H254ZM7 264H8V263H7ZM16 264H17V263H16ZM40 264H41V263H40ZM43 264H44V263H43ZM59 264H60V263H59ZM65 264H66V263H65ZM121 264H123V263H121ZM142 264H143V263H142ZM152 264H153V263H152ZM176 264H177V263H176ZM182 264H183V263H182Z\"/></svg>",
  "mask_w": 264,
  "mask_h": 264
}]
</instances>
